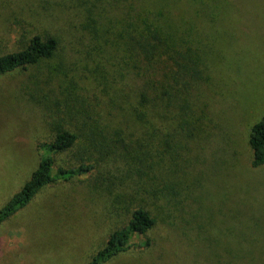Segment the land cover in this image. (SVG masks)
Masks as SVG:
<instances>
[{"label":"rangeland","instance_id":"rangeland-1","mask_svg":"<svg viewBox=\"0 0 264 264\" xmlns=\"http://www.w3.org/2000/svg\"><path fill=\"white\" fill-rule=\"evenodd\" d=\"M191 1L216 21L213 32L199 27L207 48L204 86L195 98L203 122L206 118L202 139L192 144L197 180L187 186L183 179L176 210L165 199L156 200L158 223L135 238L140 247L105 264H214L207 261L212 253L204 234L235 264H264V168L252 166L249 145V130L264 115V0ZM91 3L0 0V55L26 47L34 35L60 41L52 60L0 77V208L37 168L38 145L53 136L49 116L63 114L65 96L105 82L110 24L98 18L99 10L89 9ZM55 158L57 166L73 159L70 151ZM120 164L103 163L89 175L51 183L1 222L0 264H87L128 219L111 209L107 189L110 180L122 181ZM196 168L206 169L205 175H197ZM227 188L255 193L228 198ZM242 210L248 215L237 222L234 212ZM165 213L170 219L164 220Z\"/></svg>","mask_w":264,"mask_h":264},{"label":"trees","instance_id":"trees-1","mask_svg":"<svg viewBox=\"0 0 264 264\" xmlns=\"http://www.w3.org/2000/svg\"><path fill=\"white\" fill-rule=\"evenodd\" d=\"M91 1L89 9L99 10L98 18L110 24L106 29L111 32L109 53L102 62L105 82L93 91L66 95L68 106L63 114L49 116L53 136L39 143V164L0 208V223L26 207L45 186L89 175L103 163L115 166L122 160L117 165L122 181L110 180L107 189L112 193L111 209L123 212L127 222L110 234L87 263L105 264L133 246L140 247L135 238L158 223L153 215L156 200L163 198L176 210L183 179L187 186L192 178L197 180L196 146L192 144L202 139L200 127L206 118L203 122L195 98L204 86L201 67L206 65L207 48L199 27L213 32L216 21L199 12L203 10L191 0ZM59 46L54 35H34L26 47L0 55V77L52 60ZM249 145L252 166L264 168V115L250 128ZM67 151L72 152L71 162L57 166L55 155ZM196 171L199 176L206 173V169ZM119 187L123 190L115 194ZM243 189L234 194L227 188L224 194L244 200L255 193L244 194L249 190L242 193ZM234 213H239L237 222L248 215L243 210ZM165 214L164 220L170 219L171 214ZM203 237L211 247L207 261L235 264L213 238Z\"/></svg>","mask_w":264,"mask_h":264}]
</instances>
